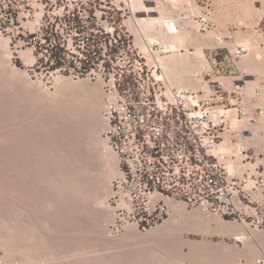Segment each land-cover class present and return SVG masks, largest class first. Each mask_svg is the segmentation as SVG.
Segmentation results:
<instances>
[{"label":"rangeland","instance_id":"1","mask_svg":"<svg viewBox=\"0 0 264 264\" xmlns=\"http://www.w3.org/2000/svg\"><path fill=\"white\" fill-rule=\"evenodd\" d=\"M117 1L0 0V264H165L173 258L172 264H204L213 259V251L203 242L188 241L196 235L184 237L192 231L195 216L183 220L172 217V211L158 224L132 235L126 234L131 224L120 234L110 230L114 220V214L107 213L112 209L111 195L103 197L110 171L100 159L101 147H96L99 141H107L106 128L99 127L106 121L105 107H94L99 92L104 96L102 83L87 74L98 72L93 71L96 65L77 55L72 58V53L68 56L47 34L52 26L60 25L58 34L65 46L73 39L80 51L88 48V34L107 40L112 34L121 35L123 40L130 38L144 47L133 23L139 17L158 16L160 11H137L134 5L133 11L113 9ZM143 2L148 6L145 10L164 3L178 29H187L192 39L203 43L205 57L218 53L221 62L237 46H247L250 50L236 60L238 65L250 73L264 74V0ZM206 3L211 8V26L202 30L197 17ZM74 15L83 33L73 23ZM185 43L188 50L196 51L190 39ZM56 57L62 58L59 64ZM246 62L249 65H244ZM167 76L177 86L169 73ZM197 76L206 82L225 79L231 84L229 78L207 76L203 70ZM91 87L98 89L95 92ZM119 174L109 179L111 192ZM170 218H175L179 228L175 222L169 223ZM165 221L169 229L162 224ZM175 241L177 245L181 242L177 249ZM90 252L101 259L96 254L97 258L88 261ZM168 254L171 259L166 258ZM189 255H194L193 259Z\"/></svg>","mask_w":264,"mask_h":264},{"label":"built area","instance_id":"2","mask_svg":"<svg viewBox=\"0 0 264 264\" xmlns=\"http://www.w3.org/2000/svg\"><path fill=\"white\" fill-rule=\"evenodd\" d=\"M117 2L113 9L133 11L131 0ZM203 5L197 22L207 30L211 8ZM59 28L52 26L47 39L68 56L96 65L98 72L87 74L102 83L105 138L120 169L109 200L112 233H123L129 224L156 225L174 202L264 229V74L254 75L236 61L249 47L227 55L235 69L221 64L218 53L206 57L203 72L229 78L231 89L221 79L207 81V89L178 88L158 60L166 52L159 42L145 39L140 47L121 35L107 40L88 34V48L80 51L73 39L65 46Z\"/></svg>","mask_w":264,"mask_h":264},{"label":"bare ground","instance_id":"3","mask_svg":"<svg viewBox=\"0 0 264 264\" xmlns=\"http://www.w3.org/2000/svg\"><path fill=\"white\" fill-rule=\"evenodd\" d=\"M132 1V6L134 5V8L137 10V11H142V10H144V11H146L145 9L146 8H148V6H146L145 4H144V0H131ZM161 3V2H160ZM159 3V4H160ZM163 4V6H159L158 4V6L157 7H149L150 9L149 10H147V11H157V10H159L160 12V15H158V16H151V15H149V16H144V17H139V18H137L136 20H135V23H133L134 24V26H133V28H135L134 30L136 31V33H138V35H139V39H141L140 40V42L143 40H145V39H148V40H150V41H159V43H161V45H163V47H164V50L166 51V52H171L170 54H165V55H161V54H157V56H158V60H159V62L161 63V65H162V67L165 69V71H166V73L168 72L169 74H170V76H171V78H172V80H173V82L174 83H176L177 84V87L178 88H191V89H207L208 87H209V84L206 82V81H204V80H202V78H199L198 76H197V73L198 72H200V70H203V64L204 63H207V60H206V57H205V52H204V50H203V43L200 41V40H197V38H193L192 39V37H191V35H190V33L191 32H189V31H187V29L185 30V29H178V27H177V23H175V22H173V17H172V19L173 20H171V16H169V14H168V12L166 11V7L164 6V3H162ZM175 21V20H174ZM130 24H131V22H130ZM148 37V38H147ZM239 38H240V36H239ZM138 39V38H137ZM138 39V40H139ZM188 39H190L191 40V44H194L195 46H196V51H191L190 49L188 50L187 48H186V46H184V44H186L185 42H186V40H188ZM139 43V42H138ZM188 44V43H187ZM186 44V45H187ZM141 45V44H140ZM144 45V44H143ZM190 45V44H189ZM184 46V47H183ZM162 47V46H161ZM182 47L183 48H186V51L185 52H183L182 51ZM191 54H195L194 55V57H192L191 56ZM193 59H196L195 61L193 60ZM206 60V61H205ZM246 60V59H245ZM243 61V60H242ZM247 61V60H246ZM245 62V61H244ZM243 62H241V66L243 65L242 64ZM244 65H249V62L247 63L246 62V64L244 63ZM244 67V66H243ZM257 67V66H256ZM168 73H167V75H168ZM69 78H67V80H68ZM225 80V79H224ZM100 87V86H99ZM95 92L97 91V87H95L96 89H94V87H91ZM101 88V87H100ZM99 88V90H101ZM99 96H100V99H98V101H97V103H95L94 104V107L97 109V110H99V109H101L100 107H105V101H104V96H103V94L101 93V92H99ZM84 106V105H83ZM91 106H92V104H91ZM98 112H96L95 114H97ZM72 114V113H71ZM82 114V113H81ZM84 114V113H83ZM80 115V114H79ZM78 115V116H79ZM92 116V115H91ZM97 116V115H96ZM64 117V116H63ZM82 117V116H81ZM81 117H80V119H81ZM99 117V116H98ZM92 118H93V116H92ZM66 119V118H65ZM74 120V119H73ZM78 120V119H77ZM90 120V119H89ZM98 120V119H97ZM98 122V121H97ZM77 123V122H76ZM79 124V123H78ZM99 124V123H98ZM98 124H97V126H98ZM101 126V127H100ZM99 127L100 128H102V129H105L106 127H107V123H106V121H103V123L101 122V124H99ZM85 128V127H84ZM99 128V130H101ZM98 129V128H97ZM98 139V141L99 140H101V139H99V138H97ZM107 143V141H99V143L97 144V148L98 147H101V153L99 152V154H101V158L100 159H102L103 160V162H105L107 165H108V167H109V171H110V173L108 172V182L107 181H105L106 182V184L105 185H103L106 189H105V192H104V198H107L108 196H110L111 195V180H109L110 178H112L113 176H115V174H119V172H120V169H119V163H118V159L115 157V153H113L112 152V150H109L108 149V147L109 146H107L106 145V143ZM102 147L103 148H106V150L105 149H102ZM79 150H80V148H79ZM81 152V151H80ZM85 152L83 151V154H84ZM85 157H88V156H85ZM89 158V157H88ZM81 159V158H80ZM82 159H84V158H82ZM88 161H89V159H88ZM87 161V162H88ZM80 162V161H79ZM90 167H92V166H90ZM106 169V168H105ZM86 170V169H85ZM108 170V169H107ZM89 172V171H88ZM104 175V174H103ZM102 175V176H103ZM105 175H106V173H105ZM120 175V174H119ZM107 176V175H106ZM110 181V182H109ZM33 185V184H32ZM29 187V186H28ZM103 187V188H104ZM26 189V188H25ZM23 190V189H22ZM103 191V190H102ZM31 192H33V191H31ZM29 196V195H28ZM31 196H33V194L31 195ZM30 198V197H29ZM36 200V199H35ZM103 205H104V202H103ZM107 207H108V205H107ZM109 208V207H108ZM108 208H106V209H108ZM111 208V207H110ZM186 207H185V205L182 203V202H174V203H171V209L173 210V216L172 217H175V216H178V217H183V220H186L189 216V219H191V217L193 218L194 216H195V218L197 217V218H201V216H203V218L204 217H207L208 216V218L207 219H212V220H215L216 222H222L221 221V217L220 216H217V215H210V214H206V213H201V211L200 212H198V210L197 211H194L193 213L192 212H189V211H187L186 209H185ZM105 209V208H104ZM112 209H110L109 211L110 212H107V213H109L108 215L110 216H113V211H111ZM104 214V213H103ZM192 215V216H191ZM186 216H187V218H186ZM106 217H108V216H106ZM184 217L186 218V219H184ZM195 218H194V220H195ZM199 218V219H200ZM106 219V218H105ZM112 219V218H111ZM173 219H175V218H173ZM173 219L171 220V218H170V220H169V223L170 222H172L173 221ZM177 219V218H176ZM188 219V220H189ZM202 219V218H201ZM108 220V219H107ZM168 220V219H167ZM197 220V219H196ZM203 220V219H202ZM202 220H200V222H202ZM208 221V222H213V221ZM176 221V220H175ZM175 221H173V222H175ZM105 222V221H104ZM168 221H165L164 223H162V224H165V227L166 228H168L169 229V227H168V225H166V223H167ZM173 222L172 223H170V224H173ZM185 222V221H184ZM184 222H183V224H184ZM195 222V221H194ZM230 221H228V223H229ZM108 223H109V221H108ZM190 223V222H189ZM193 223V222H192ZM227 223V222H226ZM235 223V222H234ZM168 224V223H167ZM169 224V226H171ZM175 225L176 224H178V222L176 223H174ZM183 224H181V225H183ZM188 224V223H187ZM191 224V223H190ZM211 224V223H210ZM209 224V225H210ZM221 224H224V223H221ZM175 225L173 226L174 227V229L176 228L175 227ZM186 225V224H185ZM184 225V226H185ZM217 225V224H216ZM229 225V224H228ZM231 225V224H230ZM229 225V226H230ZM235 225V224H234ZM162 226V225H161ZM161 226H159V227H161ZM177 226V225H176ZM227 226V225H226ZM233 226V225H232ZM236 226H237V223H236ZM236 226H234L233 228H235ZM163 227V226H162ZM165 227H164V229H165ZM172 227V228H173ZM178 227V226H177ZM242 227L243 226H237V232L240 230V228H241V230H242ZM248 227V226H247ZM179 228V227H178ZM232 228V229H233ZM249 228V227H248ZM236 229H234V231L236 230ZM239 229V230H238ZM244 229H247V228H244L243 227V230ZM250 229V228H249ZM255 229V228H254ZM258 229V228H257ZM139 229L137 228V225H135V224H131V225H129L128 227H127V230H126V234L128 233V234H130V235H132V234H135V233H137V232H139L138 231ZM179 230V229H178ZM183 230V229H182ZM181 230V231H182ZM230 230H231V228H230ZM251 230H253V228L251 229ZM165 231V230H164ZM168 231H172L171 229L170 230H168ZM187 231H189V230H187ZM217 231H218V229H217ZM226 231H227V229H226ZM249 231V230H248ZM255 230H253V232H254ZM260 231V230H259ZM175 232V231H174ZM173 232V233H174ZM184 232V231H183ZM221 232V231H220ZM229 232V231H228ZM228 232H226V233H228ZM243 232L244 231H241V233H240V231L238 232V233H236V234H234V236H237V238L238 239H244L245 237H247L246 235V233H248L247 231H245L246 233H245V235L243 234ZM258 232V231H257ZM261 232V231H260ZM176 233V232H175ZM252 233V232H251ZM264 233V232H263ZM127 234V235H128ZM258 234V233H257ZM256 234V235H257ZM129 235V236H130ZM251 235V234H250ZM253 235V234H252ZM261 235V234H260ZM261 236H259V238H260ZM264 237V236H263ZM236 238V237H235ZM236 238V239H237ZM258 238V237H257ZM262 238V237H261ZM245 239H247V238H245ZM250 239V238H249ZM247 242V241H246ZM251 242V241H250ZM175 244L177 243L176 241L174 242ZM173 243V244H174ZM249 243V242H248ZM247 243V244H248ZM173 244H171V247L170 248H172V245ZM174 244V245H175ZM193 244H195V243H193ZM174 245H173V250H175V247H174ZM181 245V242H179V245H177L176 244V249L177 248H179L178 246H180ZM250 245V244H249ZM248 246V245H247ZM251 247H253V246H251ZM172 250V249H171ZM256 250V249H255ZM95 251V250H94ZM194 250H192L191 252H193ZM250 251H252L253 252V250H250ZM249 251V252H250ZM249 252H246V253H249ZM94 252H90V254H92L91 256H89L90 254L89 253H87V254H89L88 256L89 257H91L90 259H88V261L90 260V261H92V259L94 258H99V259H101L100 258V256L98 255V253H94ZM174 253V252H173ZM195 253V252H194ZM194 253H189V254H194ZM197 253V252H196ZM253 253H255V252H253ZM256 253H257V251H256ZM86 254V253H85ZM97 254V255H96ZM249 254H251L249 257H250V259L248 260V261H250V263H251V258H253V257H251V256H253L252 255V253L250 252ZM248 254V255H249ZM93 255H94V257H93ZM97 257H96V256ZM169 256L168 257H166V258H169L170 257V259L172 258V255H170V254H168ZM174 255V254H173ZM198 255V254H197ZM196 255V256H197ZM199 255H200V253H199ZM83 256H85V255H83ZM87 256V255H86ZM85 256V257H86ZM167 256V255H166ZM189 256H192V255H189ZM174 257V256H173ZM193 257H194V255L192 256V258L191 259H193ZM200 256H198V258H199ZM248 257V258H249ZM256 257V256H255ZM164 259V261L166 260H168V259ZM256 258H259V257H256ZM93 259V260H94ZM99 259H97L98 261H99ZM195 259V258H194ZM176 260V259H175ZM256 260V259H255ZM170 263L173 261L174 262V258H173V260L171 259V261L170 260H168ZM248 261H247V263H248ZM254 261V260H253ZM252 261V262H253ZM169 262H166L167 264H169ZM194 262V261H193ZM192 262V264H194ZM92 263V262H91ZM94 263V262H93ZM97 262L95 261V264H96ZM165 263V264H166ZM182 263L183 264H185L183 261H182ZM197 262L195 261V264H196ZM232 263V262H231ZM172 264V263H171ZM199 264V263H198ZM235 264V263H234ZM252 264V263H251Z\"/></svg>","mask_w":264,"mask_h":264},{"label":"crops","instance_id":"4","mask_svg":"<svg viewBox=\"0 0 264 264\" xmlns=\"http://www.w3.org/2000/svg\"><path fill=\"white\" fill-rule=\"evenodd\" d=\"M223 59L224 60L220 62L221 64H225L226 66H233L235 69V65L231 62L230 57L224 56ZM237 65H238V63H237ZM238 67H240V66L238 65ZM252 74L256 75L258 73L252 72ZM224 82H225L226 88H228V89L232 88L231 84L229 82H227V80H224ZM258 82H259L258 78L255 80H252V82L250 83L251 87H254L255 85H257ZM262 101H264V97L262 98ZM185 207L189 210L197 209V210L201 211L198 208L190 209L186 205H185ZM201 213H203V212L201 211ZM206 218H208V216L203 218L202 222H200V220H202L200 218L199 221L192 223L191 224L192 231L185 232V234H184V237L187 235H196L197 237H195V238L191 237L188 241L203 242L205 246H207L208 248H210L213 251V254H210V255H212V258H213L211 260V262H207L204 264H234V263L235 264H251V263L257 264L258 258H256V257L264 258V237H263L264 236V233H263L264 229L263 228H258V229L255 228L254 229L253 227L249 226V224H243V223L239 222L237 219L230 218V217H221L222 218L221 221L224 224L218 223L216 221L208 222ZM197 219H199V218H197ZM192 221L194 222V219H192ZM228 221H230V222L228 223ZM206 222L208 224H210V223L211 224L210 225L205 224ZM236 223H237V226L239 225L240 227L243 226L244 228H247L244 230H243V227H242V230H241V228H240V230L238 229L240 231V233H241V231H244L243 232L244 235L246 233L245 231L248 232V233H246L247 237H245L247 239L244 238L242 240V239H238L237 236H234V234L239 232V231L237 232ZM228 224L229 225L231 224V225L229 226ZM234 226H236V227L233 228ZM230 228H231V230H230ZM252 228H253V230H255L254 232H253V230H251ZM217 229H218V231H217ZM226 229H227V231H226ZM234 229H236V230L234 231ZM226 232H228V233H226ZM259 236H261L262 238L261 237L259 238ZM251 246H253V247H251ZM250 250H253V252H255V253H253ZM249 251L252 253V255L254 254L253 256H251V257H253V258H251L252 259L251 263H250V261H248L250 259L249 256L251 255V254H249L250 253ZM256 251H257V253H256ZM246 252H249V253H246ZM196 260L198 261V259H196ZM247 261H248V263H247ZM198 263H199V261H198ZM199 264H202V263H199Z\"/></svg>","mask_w":264,"mask_h":264},{"label":"trees","instance_id":"5","mask_svg":"<svg viewBox=\"0 0 264 264\" xmlns=\"http://www.w3.org/2000/svg\"><path fill=\"white\" fill-rule=\"evenodd\" d=\"M73 20V23H75L76 24V26H78V27H80L81 26V22H80V20L79 19H77V18H73L72 19ZM71 21V20H70ZM60 59H58L57 60V64H59L60 63Z\"/></svg>","mask_w":264,"mask_h":264}]
</instances>
